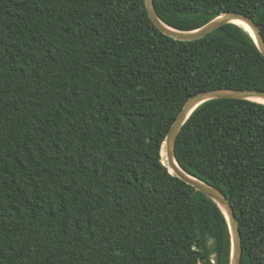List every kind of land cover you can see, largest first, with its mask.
Segmentation results:
<instances>
[{"label":"trees","instance_id":"1","mask_svg":"<svg viewBox=\"0 0 264 264\" xmlns=\"http://www.w3.org/2000/svg\"><path fill=\"white\" fill-rule=\"evenodd\" d=\"M196 31L264 0H154ZM264 91V56L227 24L178 41L145 0H0V264H231L219 205L164 164L189 99ZM181 169L224 192L242 264H264V104L211 100L184 125Z\"/></svg>","mask_w":264,"mask_h":264},{"label":"water","instance_id":"2","mask_svg":"<svg viewBox=\"0 0 264 264\" xmlns=\"http://www.w3.org/2000/svg\"><path fill=\"white\" fill-rule=\"evenodd\" d=\"M148 15L153 24L162 31L165 35L170 36L178 41H196L200 40L217 29L227 24H237L236 22H242L246 24L250 30H248L253 36L260 52L264 56V38L260 31L258 24L252 17L244 13L228 12L220 15L216 19L212 20L202 28L196 31L184 32L179 31L162 22L158 16L154 0H145ZM243 27V26H242ZM218 99H237L247 100L264 104L258 100L264 101V91L261 90H236V89H212L201 92L188 100L183 110L178 115L176 121L172 125L170 132L163 144L162 150L166 153L167 164L164 163L172 174H175L180 179L185 181L190 186L194 187L197 191L205 194L207 197L215 201L219 207L223 210L226 218L229 221L231 235H232V254L231 264H242L243 257V245L242 235L240 231V225L234 208L224 192L221 190L185 173L179 166L175 157V147L177 139L191 115L201 105Z\"/></svg>","mask_w":264,"mask_h":264},{"label":"bare ground","instance_id":"3","mask_svg":"<svg viewBox=\"0 0 264 264\" xmlns=\"http://www.w3.org/2000/svg\"><path fill=\"white\" fill-rule=\"evenodd\" d=\"M237 24H239V25H241V26H243V27H245V28H247L248 30H250L249 29V27L246 25V24H244V23H242V22H236ZM259 102H264V101H262V100H258ZM162 155H163V158H164V163H166L167 164V159H166V153H165V151L164 150H162Z\"/></svg>","mask_w":264,"mask_h":264}]
</instances>
